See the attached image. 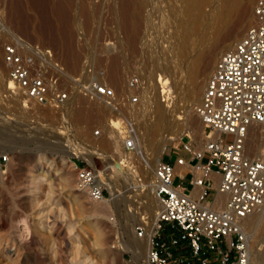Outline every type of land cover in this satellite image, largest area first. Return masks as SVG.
<instances>
[{
	"label": "rangeland",
	"instance_id": "rangeland-1",
	"mask_svg": "<svg viewBox=\"0 0 264 264\" xmlns=\"http://www.w3.org/2000/svg\"><path fill=\"white\" fill-rule=\"evenodd\" d=\"M57 1L0 0V151L10 155L6 167L0 171V264H137L139 258L136 260L130 250L123 249L122 243L130 242L136 234L135 229L132 234V227L141 224L147 230V221L151 220L149 205L153 204V199L145 194L146 183L140 175L138 153L149 156L159 145V137L151 133V127L145 130L142 122L148 116L146 113L153 104L158 85L162 81L168 83L173 70L174 52L168 48V43L174 35L179 0H134L139 9L132 38L125 32L121 0H72L67 9L71 20L65 24L55 19L54 4ZM213 1L209 0L204 6L205 11H209ZM254 1L248 16L253 15ZM83 5H86L84 12ZM249 24L238 29L236 39H233L235 26L226 29L225 35L222 33L215 41L214 35L208 34L204 43L209 49L208 76L217 57L228 48L219 53L216 49L226 43L232 46ZM33 27L43 31L38 33ZM60 40L69 43L70 50L75 52L77 62L74 67ZM35 44L49 48L64 71L59 74L43 55L34 54ZM7 45L31 55L32 67L36 70L47 76H60L58 88L72 84L71 77L78 75L81 79L98 77L119 94H128L134 92L128 88V80L137 75L145 84L137 91L141 94L140 101L131 104L124 100L125 104L114 111L81 94H78L81 99L71 95L73 98L58 107L23 100L15 91L7 95L4 81L9 67L3 61ZM158 96L160 99V94ZM180 101L185 102L184 98ZM68 106L87 107L92 117L79 123L69 116ZM128 111H133L139 130H136L138 147L135 153H127L121 148V135L113 123L116 120L109 121V117L115 119ZM98 127L102 132L96 135L93 131ZM186 132L204 133L197 114ZM183 135L189 139L187 134ZM251 135L259 143L258 135ZM180 138L164 145L160 158L172 159L178 151ZM97 139H102L104 145H98ZM195 139L190 138L194 146L203 141L198 137ZM69 148L95 151L101 157L94 156L89 160L69 153ZM76 156L85 158L91 166L105 168L104 175L112 179L116 190L121 191L122 201L113 203L109 198L94 201L77 188L72 160L75 159L78 165L83 162ZM106 156L123 173L134 176L138 185L136 191L128 188L126 177L107 168L113 161H106ZM182 184L184 190L189 189L186 181ZM253 220V224H247L253 237L251 251L255 260L264 262V211ZM170 230L163 224L159 234L165 236Z\"/></svg>",
	"mask_w": 264,
	"mask_h": 264
},
{
	"label": "built area",
	"instance_id": "built-area-1",
	"mask_svg": "<svg viewBox=\"0 0 264 264\" xmlns=\"http://www.w3.org/2000/svg\"><path fill=\"white\" fill-rule=\"evenodd\" d=\"M252 14L253 21L243 35L217 57L195 106L204 124L201 147L194 146L189 135L187 140L181 136L174 157L160 158L155 164L153 184L162 208L150 237V264H264L251 258L250 238L243 226L244 218L264 201V144L257 152H251L248 145L251 133L264 143V0L254 1ZM34 47V54L43 55L59 74L64 71L49 48ZM3 56L14 82L9 95L22 92L35 102L55 107L72 93H79L118 111L124 100L137 104V91L145 86L133 75L128 88L136 91L119 94L105 81L76 75L71 77L72 84L58 88L60 76L36 70L31 55L7 45ZM159 88L161 99L170 100L167 83ZM114 120L121 148L134 152L137 133L133 111L109 117L110 122ZM101 132V127L93 131L96 135ZM76 157L83 162L78 165L72 160L76 187L91 200H108L109 190L101 178L105 168ZM9 160V153L0 151V171ZM186 179L188 190L182 184ZM163 224L171 229L165 236L159 234ZM135 232L142 236L143 226L137 224Z\"/></svg>",
	"mask_w": 264,
	"mask_h": 264
},
{
	"label": "bare ground",
	"instance_id": "bare-ground-1",
	"mask_svg": "<svg viewBox=\"0 0 264 264\" xmlns=\"http://www.w3.org/2000/svg\"><path fill=\"white\" fill-rule=\"evenodd\" d=\"M121 1H122V15H123L121 16L124 21L125 32L129 35L130 38H132L137 28L136 16L139 8L137 9L134 0H121ZM208 2L209 0H179L178 8H176L178 10L179 15L177 17L178 19L176 22V26L175 28H173L172 31L174 35L172 36L173 38L170 39L168 43L169 45L168 48L173 50L174 52V58H173L174 63L172 67L173 70H171V73L169 74L170 77L168 83L166 81H162L161 84H159L164 86V83H167L171 91V95H170L171 99L165 102H163L161 98L159 99L158 95L160 94V88L158 85V91L154 95L153 104H151V106L149 107L146 113L148 116L142 122L143 123L142 125L144 126L145 130L149 126L151 127L149 129L151 130V133L156 134V136L159 137L158 139L159 145L154 150H151V153H149L150 155L148 154L149 156L143 157L140 155V153H138V157L140 159V175L142 177V181L146 183L145 194H148L149 197L150 196L152 197L153 204L149 205L151 220L147 221L149 222V227L147 228V230L144 229V233L142 234V236H138L137 234H135L134 237H131L129 239L130 242L127 241L128 242L127 243L126 241H123L122 243L123 249L130 250L133 253L136 260L137 258H139L137 264H150L147 257V252L148 249L150 248V237L153 232V227L155 226L157 221V214L162 208V205L155 194L154 184H153V174H154L155 164L161 157V152L164 148V145L168 143H172V141H174L178 137H181L182 134L189 135L191 137V140L195 139V137H198L200 140H204L205 138V135L204 133L202 134V132L187 133L186 127L193 121L194 115L197 114L195 111V106L200 101L202 95V93L200 94V92L201 89L204 87V82L206 78L208 77V66L210 64L208 60L209 49L207 45H204L205 41L209 38L208 34H212V36L214 35L213 41H215L226 29L230 28L231 26L232 27L235 26L237 27V29L235 34H233V39H236L237 36L236 33L238 29L245 23L248 22L252 23L253 15L248 16L249 7L252 3V0H214L212 2L209 11H205L204 6L208 4ZM71 3L72 0H58L56 4H54L55 5L54 8L56 10V13L54 12L56 16L55 19L61 20L62 22L61 21L60 22L62 24H65V22L71 20L70 18L71 16H69V14L67 13L68 12L67 9L69 8ZM11 4L12 3L9 2L10 8L12 7ZM81 8L84 12L86 5H83ZM20 21H23L21 17H20ZM32 29L33 31H36L38 33L43 31V29L41 28L40 30L37 28L35 29V27H33ZM63 35L65 34L63 33ZM211 43L212 41L210 42V44ZM60 44L64 50H67L66 51L68 57L67 59L71 63L72 67H74L73 65H75V63L77 62V56L76 54H74L75 52L72 53L68 45L69 43L65 42V40L63 42L61 41ZM230 47H231L230 44L226 43L222 47L216 49V52L219 53L222 51V49L230 48ZM95 78L99 80L98 77ZM4 82H5L6 94L9 95L10 87L13 86L14 84L9 74L7 75L6 80ZM49 83H51L50 80ZM130 90L135 91V89L132 88H130ZM78 94L79 93H72L71 95L74 96V98L75 97L77 98ZM18 95L21 98H23V100H29L30 102H34L32 98L28 97L22 92H20ZM71 95L65 100H63L62 106L65 105V103L69 101L71 98H73ZM78 98L80 97L78 96ZM183 98L185 102L180 101ZM131 104H136V103H131ZM17 109L21 111L20 107L19 108L17 107ZM66 109L68 110L69 116L73 120L79 123L88 121L92 117L91 112L90 110H88L87 107L75 109L74 107L68 106ZM113 123L116 125L118 124L117 121ZM201 123L203 125V131H204V124L202 121ZM136 130L139 131L138 129ZM253 137L251 134L249 135L248 145L250 149L258 151V149L264 143L261 140L258 143L254 135ZM97 141H98V145L100 146L104 145V141L102 139L100 140L97 139ZM137 147H138V137L136 141L135 151L129 153H135L137 151ZM199 147H201V144L199 145ZM68 150L69 153L71 154L76 153V155L87 157V159L89 158V160L91 159V157L94 156L101 157L100 154L96 153L95 151L93 152L90 150L87 151L81 149L80 150L78 149L77 151L71 149L73 151L72 152L70 148ZM104 159L106 161H113L110 160L107 156L104 157ZM108 167L114 170L116 173L124 176V178L126 177L129 182L128 188H130L133 192L136 191V187L138 185L135 184L136 181L131 173H126V172L123 173V171H121L120 168H118L117 164L114 161L111 163L109 162L107 168ZM74 170H75V166H74ZM176 170H179L178 165H176ZM101 178H103L104 183L108 187V190L110 192L109 200H111L113 203H118L119 201H122L121 198L123 194L121 193L120 190H116L115 188L116 185L115 184H114L115 186L113 185L112 179H108L109 177H106L104 173L101 174ZM196 191L197 189H194L193 193H195ZM263 211H264V201L256 210L250 213L243 220V226L250 238L249 248H250V255L253 260H255L253 253L251 251L252 249L251 244L253 242V237L247 230V224L248 225L253 224L254 223L253 219L256 218ZM135 227L131 228V230L133 231L132 234L134 233Z\"/></svg>",
	"mask_w": 264,
	"mask_h": 264
},
{
	"label": "crops",
	"instance_id": "crops-1",
	"mask_svg": "<svg viewBox=\"0 0 264 264\" xmlns=\"http://www.w3.org/2000/svg\"><path fill=\"white\" fill-rule=\"evenodd\" d=\"M185 181H186V183L189 185V181H187V179H186Z\"/></svg>",
	"mask_w": 264,
	"mask_h": 264
},
{
	"label": "clouds",
	"instance_id": "clouds-1",
	"mask_svg": "<svg viewBox=\"0 0 264 264\" xmlns=\"http://www.w3.org/2000/svg\"><path fill=\"white\" fill-rule=\"evenodd\" d=\"M93 264H95V262H93Z\"/></svg>",
	"mask_w": 264,
	"mask_h": 264
},
{
	"label": "snow or ice",
	"instance_id": "snow-or-ice-1",
	"mask_svg": "<svg viewBox=\"0 0 264 264\" xmlns=\"http://www.w3.org/2000/svg\"><path fill=\"white\" fill-rule=\"evenodd\" d=\"M102 91H103V89H102Z\"/></svg>",
	"mask_w": 264,
	"mask_h": 264
}]
</instances>
